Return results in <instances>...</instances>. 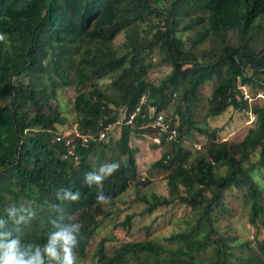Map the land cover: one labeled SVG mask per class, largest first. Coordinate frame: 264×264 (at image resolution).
<instances>
[{
	"label": "trees",
	"instance_id": "trees-1",
	"mask_svg": "<svg viewBox=\"0 0 264 264\" xmlns=\"http://www.w3.org/2000/svg\"><path fill=\"white\" fill-rule=\"evenodd\" d=\"M120 31L125 39L116 46ZM166 65L169 72L152 80L151 72ZM263 77L264 0H0V243L17 241L26 261L39 253V264H63L45 252L50 234L79 223L74 253L77 259L93 248L96 262L88 264H264V237H257L264 229V182L256 179L264 168V102L249 104L238 88L264 89ZM214 79L206 116L230 107L254 115L239 141L220 140L218 129L194 119L200 88ZM170 85L181 87L173 112ZM59 87L73 88L75 129L86 136L83 142L72 134L76 158H63L65 138L56 140L74 128L61 114ZM141 98L144 117L136 113L127 123ZM148 105L177 123L175 140L160 137L170 149L151 163L168 171L167 194L140 193L150 180L139 178L137 148L129 144L150 120ZM194 130L207 142L192 151L183 145L194 144ZM113 162L120 168L103 182L110 201L99 204L96 186H86L84 177ZM130 188L145 206L114 229L128 230L135 218L175 205L188 208L182 225L168 236H103L93 245L97 219L111 215L105 205L126 202ZM230 189L239 191L248 222L257 226L253 242L218 225L233 211L225 200ZM68 190L80 199H65ZM110 240L116 243L108 250Z\"/></svg>",
	"mask_w": 264,
	"mask_h": 264
},
{
	"label": "rangeland",
	"instance_id": "rangeland-1",
	"mask_svg": "<svg viewBox=\"0 0 264 264\" xmlns=\"http://www.w3.org/2000/svg\"><path fill=\"white\" fill-rule=\"evenodd\" d=\"M193 2L194 0H189ZM199 13L205 15V11H200ZM183 39H186L187 34H181ZM125 39L124 31H120L115 39L114 44L118 46ZM207 45L204 43L202 48H206ZM158 54H153V59H157ZM171 67L169 65L161 67L158 71L151 72L152 80H159L161 77L166 75ZM264 78V77H263ZM216 79L206 82L199 92L200 101L198 107L194 112V119L197 124L204 126L206 129H218V137L220 140H228L231 142H236L241 140L247 133L250 127L254 126V115L251 111H239L232 107L228 108L225 112L216 117L206 116V99L210 95L211 88ZM241 93L244 97H247L249 104H260L264 102V89L254 83L238 85ZM168 94L171 96V104L168 108L169 112H173L175 105L178 103V95L181 91V87L168 86ZM57 103L59 104L61 114L67 119V127L75 125V113L72 108V98L74 90L72 87L67 88H57ZM5 103L0 99V105ZM29 110H31L29 108ZM122 117V116H121ZM202 124V125H201ZM63 126H59L61 128ZM118 127L114 128L117 132ZM114 132V133H115ZM67 134V133H66ZM118 135V134H117ZM117 135H115L117 137ZM114 137V138H116ZM155 132L150 128H144L142 132L132 133L130 137V146L137 148L135 152V159L137 163V172L139 178H148L150 183L146 187L140 188L141 194L149 195L151 192L158 194H167V188L165 186L164 175L168 172L151 168V163L158 160L162 154L168 152L170 145L165 142L163 144H158L155 141ZM193 137L195 138L194 143L199 145V149L206 144L207 138L199 134L197 130L193 131ZM184 147L194 151L197 148L193 146L192 142L185 141ZM255 157V156H253ZM105 165V164H104ZM257 181L264 182V168H261L256 173ZM124 198L126 202H117L112 205H105L106 211H111L110 216H105L104 218L99 217L97 222H100L99 226L96 228V234L91 240L93 245H96L98 240L103 237H112L122 240V239H143L149 235H161L168 236L171 232L176 231L182 225V216L188 211V208L183 205H175L171 210H160L153 212L152 215H146L144 217H137L133 221L131 228L126 230L122 227H117L114 229V224L124 218L125 214L131 211H139L145 205L136 197V190L130 188L128 193H125ZM235 196V197H234ZM239 191L236 189H230L226 192L225 200L233 209L232 213L226 215L225 217L219 218L218 225L221 230H226L227 226L231 229L229 232L236 234L242 240H250L253 242L255 230L257 226L251 225L248 222V217L246 216V208L243 206L244 203L242 199H238ZM157 215V217H156ZM154 218L156 221L151 223ZM148 226V228H146ZM259 239L264 237V229H260L257 236ZM115 241L110 240L107 243V249L110 250L115 246ZM92 249L86 252V256L78 257L76 259V264H88L90 261L96 262L93 258ZM58 256L63 258L62 249L57 251Z\"/></svg>",
	"mask_w": 264,
	"mask_h": 264
},
{
	"label": "clouds",
	"instance_id": "clouds-1",
	"mask_svg": "<svg viewBox=\"0 0 264 264\" xmlns=\"http://www.w3.org/2000/svg\"><path fill=\"white\" fill-rule=\"evenodd\" d=\"M143 99L144 102H142ZM144 103H146L145 98H141L139 106L141 107ZM75 126L76 124L73 127L75 128ZM66 132L70 131L62 132L60 135ZM119 168V162H113L100 166L98 171L88 172L85 174L84 184L88 187L95 185L98 190L96 196L97 203H109L110 197L105 196L103 193V182L107 177L118 171ZM64 198L70 201H77L80 199V194L78 191L72 192L71 190H68L64 192ZM81 227V224L75 223L71 228L65 227L53 234H50L49 242L45 248L47 255L50 258L58 259L59 256L57 248L59 247L63 252V264H76L74 249L77 248L79 244L78 236L80 234ZM0 249H3L2 254H0V264H34V262L35 264H39V253L32 260H24L23 254H20L17 251V241L15 240L8 244L0 243Z\"/></svg>",
	"mask_w": 264,
	"mask_h": 264
},
{
	"label": "built area",
	"instance_id": "built-area-1",
	"mask_svg": "<svg viewBox=\"0 0 264 264\" xmlns=\"http://www.w3.org/2000/svg\"><path fill=\"white\" fill-rule=\"evenodd\" d=\"M144 102V99L142 100ZM147 111V117L150 119L146 123L140 125V128H150L155 132V141L157 143H160V137L165 134L166 140H175L176 134H177V123L173 121L170 118V115H167L165 112H155L153 106L148 105L146 108ZM144 110V109H143ZM142 110V107L138 106L133 112H131L128 116V119L126 120L127 123H131L136 113H141V117H144V111ZM146 115V114H145ZM110 127V125L104 127L99 132V138H104L105 136V130H107ZM67 133V134H66ZM62 135L56 136V140H60L61 138H65V145L68 147V150L65 154H63V158H67L68 156L74 155L73 150V139L72 134L74 133L75 136L81 137L83 142L86 140V136H81L79 132L74 128L73 131L66 132ZM194 147L199 149V145L196 143L193 144Z\"/></svg>",
	"mask_w": 264,
	"mask_h": 264
},
{
	"label": "crops",
	"instance_id": "crops-1",
	"mask_svg": "<svg viewBox=\"0 0 264 264\" xmlns=\"http://www.w3.org/2000/svg\"><path fill=\"white\" fill-rule=\"evenodd\" d=\"M117 129H118V128H117ZM114 132H115V130H114ZM117 134H118V130H117V132L114 133V137H116L115 135H117Z\"/></svg>",
	"mask_w": 264,
	"mask_h": 264
}]
</instances>
